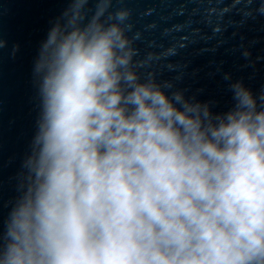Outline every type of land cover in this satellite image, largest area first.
Segmentation results:
<instances>
[{"label":"clouds","instance_id":"1","mask_svg":"<svg viewBox=\"0 0 264 264\" xmlns=\"http://www.w3.org/2000/svg\"><path fill=\"white\" fill-rule=\"evenodd\" d=\"M90 3L66 0L34 61L0 264H264V93L232 84L213 114L166 91L138 69L130 11Z\"/></svg>","mask_w":264,"mask_h":264},{"label":"water","instance_id":"2","mask_svg":"<svg viewBox=\"0 0 264 264\" xmlns=\"http://www.w3.org/2000/svg\"><path fill=\"white\" fill-rule=\"evenodd\" d=\"M66 0H0V226L19 195L39 116L33 65ZM264 0H112L130 11L128 36L142 75L166 91L208 104L234 106L231 85L264 93ZM89 7H95L91 0ZM247 53V55H245Z\"/></svg>","mask_w":264,"mask_h":264}]
</instances>
